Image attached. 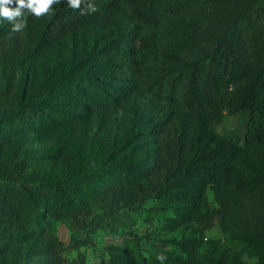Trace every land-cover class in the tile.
<instances>
[{"label":"trees","instance_id":"16d2710c","mask_svg":"<svg viewBox=\"0 0 264 264\" xmlns=\"http://www.w3.org/2000/svg\"><path fill=\"white\" fill-rule=\"evenodd\" d=\"M93 2L98 11L88 15L64 2L54 6V14L39 19L25 12L27 27L19 32L0 19V38L20 33L31 46L23 60L30 77L15 107L0 118V142L30 128L41 132L93 114L108 117L139 92L153 95L174 113L200 115L208 121L224 108L239 112L240 144L234 132L218 134L205 127L202 136L210 137L211 145L188 147L161 179L143 182L147 190L159 188L160 200L171 198L178 187L185 189L188 208L177 211L173 222L192 217L207 227L208 218L216 216L229 240L217 247L218 258L206 261L197 250L200 239L190 236L175 242L182 256L160 263L138 249L110 246L107 264H245L243 249L264 261V219L253 220L249 213L251 204L264 197V0ZM206 6L216 8L206 36L187 49L169 52L162 28L167 23L181 27L193 7ZM71 38L79 39L73 50L66 45ZM17 49L12 47L15 56ZM159 132L160 124L150 121L144 134L154 137ZM137 171V165L127 161L113 169L119 178ZM94 180L95 175L77 176L44 189L67 204ZM74 240L91 242L89 237Z\"/></svg>","mask_w":264,"mask_h":264},{"label":"rangeland","instance_id":"374dc122","mask_svg":"<svg viewBox=\"0 0 264 264\" xmlns=\"http://www.w3.org/2000/svg\"><path fill=\"white\" fill-rule=\"evenodd\" d=\"M215 10L193 7L183 26L167 23L161 30L169 39L166 49L174 53L205 37ZM77 40L66 43L69 50ZM13 46L18 47L16 56ZM30 50V42L20 33L0 38V118L15 107L29 80L23 60ZM204 118L174 113L163 101L139 92L108 117L93 114L59 128L41 132L30 128L2 139L0 264H107L110 246L135 248L161 263L165 259H157L160 255L182 256L175 242L190 236L200 239L198 253L208 262L215 261L219 244L229 242L216 216L208 218L207 227L192 217L173 222L177 211L188 208L185 189L178 187L171 198L160 200L159 188L147 190L143 185L146 179H161L188 147L211 145L212 139L202 136L205 127L218 134L234 132L241 143L239 112L224 108L215 120ZM150 121L161 128L154 137L144 134ZM125 161L137 165L138 171L119 178L113 169ZM89 175H95L92 186L67 204L44 189ZM207 195L214 206L212 194L207 191ZM251 207L253 220L264 219V197ZM86 237L90 243L74 240ZM241 259L245 264H264L251 249H243Z\"/></svg>","mask_w":264,"mask_h":264},{"label":"clouds","instance_id":"9594fccd","mask_svg":"<svg viewBox=\"0 0 264 264\" xmlns=\"http://www.w3.org/2000/svg\"><path fill=\"white\" fill-rule=\"evenodd\" d=\"M62 2L73 11L81 10L82 15L98 11L93 0H0V19L12 25L11 31L19 32L27 27L25 12L39 19L54 14V6ZM157 259L163 261L165 257L160 255Z\"/></svg>","mask_w":264,"mask_h":264}]
</instances>
